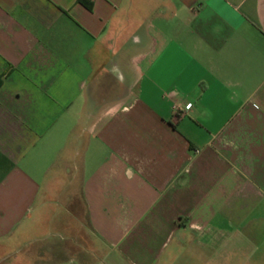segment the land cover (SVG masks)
<instances>
[{
	"label": "crops",
	"instance_id": "obj_1",
	"mask_svg": "<svg viewBox=\"0 0 264 264\" xmlns=\"http://www.w3.org/2000/svg\"><path fill=\"white\" fill-rule=\"evenodd\" d=\"M89 1L0 0V264H264V0Z\"/></svg>",
	"mask_w": 264,
	"mask_h": 264
},
{
	"label": "trees",
	"instance_id": "obj_2",
	"mask_svg": "<svg viewBox=\"0 0 264 264\" xmlns=\"http://www.w3.org/2000/svg\"><path fill=\"white\" fill-rule=\"evenodd\" d=\"M87 9L92 10L93 6L89 0H79Z\"/></svg>",
	"mask_w": 264,
	"mask_h": 264
},
{
	"label": "rangeland",
	"instance_id": "obj_3",
	"mask_svg": "<svg viewBox=\"0 0 264 264\" xmlns=\"http://www.w3.org/2000/svg\"><path fill=\"white\" fill-rule=\"evenodd\" d=\"M79 213L80 214H82L83 213V211H79ZM189 249V248H188ZM213 256H214V251H213ZM210 263H213L214 264V258H212L211 260L210 259H208V264H210Z\"/></svg>",
	"mask_w": 264,
	"mask_h": 264
},
{
	"label": "built area",
	"instance_id": "obj_4",
	"mask_svg": "<svg viewBox=\"0 0 264 264\" xmlns=\"http://www.w3.org/2000/svg\"><path fill=\"white\" fill-rule=\"evenodd\" d=\"M191 107H192V104H188V105L186 106V109L189 110Z\"/></svg>",
	"mask_w": 264,
	"mask_h": 264
}]
</instances>
